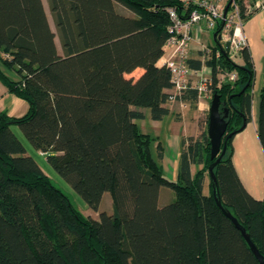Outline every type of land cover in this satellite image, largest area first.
Returning <instances> with one entry per match:
<instances>
[{
  "label": "trees",
  "instance_id": "obj_1",
  "mask_svg": "<svg viewBox=\"0 0 264 264\" xmlns=\"http://www.w3.org/2000/svg\"><path fill=\"white\" fill-rule=\"evenodd\" d=\"M234 1L246 21L253 8L247 12L244 0ZM48 4L56 31L42 0H0V62L16 79L0 75L28 103L20 116L0 112V264H261L218 207L210 178L204 192L213 161L209 112L197 136L181 138L176 180L163 173L158 137L136 123L146 112L153 120L170 113V71L158 64L170 36L168 8L186 18L196 8L193 1ZM214 40L211 56L187 62L211 68V95H219L221 112L228 110L221 143L226 151L213 169L220 200L264 255V195L248 192L232 161L233 137L252 118L253 59L248 46L235 58ZM137 67L143 69L137 78L125 75ZM231 71L235 80L219 81V73ZM176 97L194 104L198 94L188 89ZM258 98L264 153V73ZM11 124L93 210L108 191L112 211H99L95 219L76 209L26 154ZM193 165H199L194 172ZM162 186L174 191V199L159 205Z\"/></svg>",
  "mask_w": 264,
  "mask_h": 264
},
{
  "label": "crops",
  "instance_id": "obj_2",
  "mask_svg": "<svg viewBox=\"0 0 264 264\" xmlns=\"http://www.w3.org/2000/svg\"><path fill=\"white\" fill-rule=\"evenodd\" d=\"M212 1L218 2L222 6H225L228 2V0ZM244 2L249 4L254 10L251 16L244 21L243 25V33L247 39V46L254 64L252 118L233 137L232 161L248 192L255 198L262 199L264 195V153L257 136V119L259 107L258 89L264 73V5L261 2L257 5V0H244ZM199 25L200 28H197L196 25L192 28V39L188 49L189 58L203 59L205 54L202 46L205 45L211 48L215 44V30H208L203 21ZM164 58L163 55L159 59V65L163 64ZM202 69L206 73H211L209 66L204 65ZM142 71L141 67H137L125 75L137 78ZM168 92H172V89H169ZM210 100L209 98L197 99L194 104H189L181 99L168 100L165 104L170 110L168 115L160 120H153L146 112L143 119H138L142 120L141 124L139 125L138 121L136 122L143 131L158 137L164 150L163 158L160 161L168 169L171 167L173 176H177L178 172L181 138L197 136L204 129V120L209 112ZM168 150L171 152L170 156L167 154Z\"/></svg>",
  "mask_w": 264,
  "mask_h": 264
},
{
  "label": "built area",
  "instance_id": "obj_3",
  "mask_svg": "<svg viewBox=\"0 0 264 264\" xmlns=\"http://www.w3.org/2000/svg\"><path fill=\"white\" fill-rule=\"evenodd\" d=\"M185 3L191 0H183ZM263 0H257L258 5ZM196 5L186 18L178 15L173 7L168 8L170 24L168 31L170 36L164 45V62L170 71V81L172 83V92L169 100L177 99L188 89L197 90L198 99L212 98L210 85L212 84L211 73H206L202 68L194 69L189 66L187 59L189 44L192 39V28L194 25L200 28L199 23L203 21L208 30L217 31V38L225 49L226 42L229 41L227 52L231 57H236L237 53L247 46V39L243 33L244 19L240 14V6L232 0L233 7L227 11L224 16V7L218 2L212 0H197L193 1ZM247 12L251 10V6L245 3ZM223 22L217 27L218 21ZM214 31V32H215ZM202 50L206 56L212 55V47L203 45ZM220 55V49H215V58ZM237 77L235 71L221 72L218 74L219 81H233Z\"/></svg>",
  "mask_w": 264,
  "mask_h": 264
},
{
  "label": "rangeland",
  "instance_id": "obj_4",
  "mask_svg": "<svg viewBox=\"0 0 264 264\" xmlns=\"http://www.w3.org/2000/svg\"><path fill=\"white\" fill-rule=\"evenodd\" d=\"M42 1L49 19L50 26L54 31H56L52 16L50 14L48 0H42ZM120 9L122 11H125L122 7ZM55 40L58 49L60 50L61 48H60L58 36H56ZM0 71H2V73H4V75H6L7 77L16 79V73L11 69L6 68L3 64H1V62H0ZM27 105L28 103L25 100L17 97L12 91L8 89L6 83L4 82V80L0 75V112L6 111L9 115L20 116L26 112ZM141 121L142 120H136V122L139 125L141 124ZM10 128L25 146L26 154L33 157L36 163L48 176L49 180L57 188H59L65 195H67V197L69 198V200L76 209H78L84 215L86 216L88 215L95 219L98 218L99 211H107V212L112 211V199L108 191L103 193L102 198L100 200L98 211L93 210L85 201V199L72 187V185L63 176H61L60 173L50 164V162L47 160L46 153L38 150L31 144V142L25 136L19 125L11 124ZM167 154L168 156H170L171 152L168 150ZM159 163L163 165L162 167H163L164 175L171 180H176V175L173 176L171 174L172 171L171 167H169L168 169L167 167L164 166V164L160 160ZM198 167L199 165H193L192 172H194ZM208 183H209V177L206 176L205 184H204L205 193H208ZM169 199L170 200L174 199V191L171 188L162 186L160 188V194L158 200L159 205H163V203H167L168 201H170Z\"/></svg>",
  "mask_w": 264,
  "mask_h": 264
},
{
  "label": "water",
  "instance_id": "obj_5",
  "mask_svg": "<svg viewBox=\"0 0 264 264\" xmlns=\"http://www.w3.org/2000/svg\"><path fill=\"white\" fill-rule=\"evenodd\" d=\"M232 0H228L227 4L224 7L223 14L226 15L228 11V7L231 4ZM223 22V21H222ZM217 35V31L214 32V37ZM229 48V41L226 42L225 51ZM228 110L224 108L221 112L220 110V97L217 93H214L210 100L209 107V117H208V128L207 135L210 139V158L213 159L211 164L208 167L209 178L211 182L212 192L215 196V201L220 208V210L228 216L234 225L241 231L244 239L246 240L248 246L255 254L256 258L259 260L261 264H264V255H262L255 244L250 239L249 234L246 232L245 228L238 222V220L231 214L229 210L222 204L219 194H218V185L216 176L214 174L215 165L221 160L222 156L226 151V144L224 143L221 147L222 137L226 131ZM245 123H243L244 126Z\"/></svg>",
  "mask_w": 264,
  "mask_h": 264
}]
</instances>
